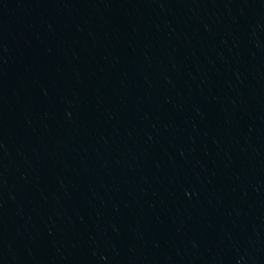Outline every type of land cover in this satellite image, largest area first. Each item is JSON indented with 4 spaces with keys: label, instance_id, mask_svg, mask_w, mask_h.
<instances>
[{
    "label": "water",
    "instance_id": "95a60500",
    "mask_svg": "<svg viewBox=\"0 0 264 264\" xmlns=\"http://www.w3.org/2000/svg\"><path fill=\"white\" fill-rule=\"evenodd\" d=\"M0 264H264V0H10Z\"/></svg>",
    "mask_w": 264,
    "mask_h": 264
}]
</instances>
